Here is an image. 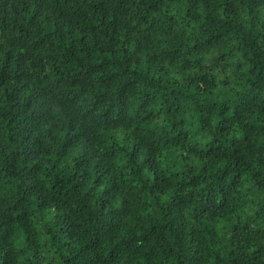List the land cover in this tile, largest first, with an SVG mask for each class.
<instances>
[{"label":"clouds","instance_id":"clouds-1","mask_svg":"<svg viewBox=\"0 0 264 264\" xmlns=\"http://www.w3.org/2000/svg\"><path fill=\"white\" fill-rule=\"evenodd\" d=\"M0 264H264V0H0Z\"/></svg>","mask_w":264,"mask_h":264}]
</instances>
